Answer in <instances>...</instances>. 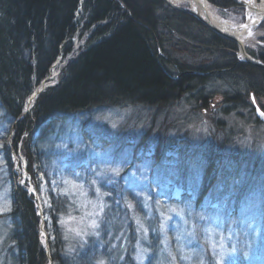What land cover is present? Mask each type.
Masks as SVG:
<instances>
[{"label":"rangeland","instance_id":"1","mask_svg":"<svg viewBox=\"0 0 264 264\" xmlns=\"http://www.w3.org/2000/svg\"><path fill=\"white\" fill-rule=\"evenodd\" d=\"M169 3L214 32L184 10L190 8L187 1ZM235 3L239 6L227 9L210 5L220 19L242 27L247 10ZM79 14L80 7L76 19ZM195 27L182 25L176 36H165L169 43L162 56L196 66L211 60L222 63L229 50H212L205 45V33L195 32ZM93 29L78 35L77 24L71 52L66 59L57 57L33 93L57 83L59 66L76 57ZM236 48L239 62L257 67ZM243 49L249 59L259 61L254 54L264 52V19L250 28ZM223 70L199 71L190 93L164 104L95 107L53 122L47 142L39 143L52 154L47 177L34 165L31 178L22 154V143L32 144L36 131L21 136V155L15 153L10 148L13 125L0 105V264H19L18 252L8 241L13 183L32 195L40 217L39 242L48 257L45 264H52L51 196L66 204L61 225L70 254L88 240L102 250L88 264H264V121L253 106L264 112V91L250 90L254 79L244 70L227 76ZM257 86L264 89V84ZM200 93L209 95L205 103L197 99ZM38 94L28 96L23 111ZM210 148L219 149L212 160L218 167L210 173L209 191L196 201Z\"/></svg>","mask_w":264,"mask_h":264},{"label":"trees","instance_id":"2","mask_svg":"<svg viewBox=\"0 0 264 264\" xmlns=\"http://www.w3.org/2000/svg\"><path fill=\"white\" fill-rule=\"evenodd\" d=\"M207 1L219 9L239 6L233 0ZM104 20L103 25L95 26ZM77 24L78 35L94 28L92 38L76 57L59 66L57 83L41 91L31 108L23 111L25 100L46 77L52 63L59 55L66 59L71 52L70 38ZM182 25H196L195 32L205 33V45L218 53H230L222 63L211 60L197 66L178 58H164L163 48L169 43L165 36H176ZM236 50L233 42L164 0H0V105L13 125L15 135L10 148L18 152L21 136L36 131L32 144L22 143V154L31 178L35 175L34 165L47 177L52 154L39 143L47 142L53 122L72 114L95 107L148 106L180 99L183 93L192 91V83L199 81V71L215 73L224 69L222 74L227 76L242 69L254 79L250 90L255 94L264 91L257 86L264 84V70L239 62ZM254 56L264 63V52H255ZM208 96L200 93L197 99L205 103ZM212 151L208 149L212 155L204 166L196 201L213 184L209 176L218 167V161L214 164L212 160L218 157L219 149ZM186 178L184 175L183 181ZM13 185L8 241L18 252L15 258L19 264H45L48 257L39 242L40 217L32 195L23 186ZM51 199L48 255L52 264H88L90 257L97 259L102 250L96 249L95 240H88L80 251L70 254L69 239H65L61 225L66 204L53 196Z\"/></svg>","mask_w":264,"mask_h":264},{"label":"bare ground","instance_id":"3","mask_svg":"<svg viewBox=\"0 0 264 264\" xmlns=\"http://www.w3.org/2000/svg\"><path fill=\"white\" fill-rule=\"evenodd\" d=\"M186 0H171V3H179ZM190 2L191 11L195 13L202 21L206 24L217 28L222 32H226L235 36L239 42L243 45L244 40L249 36L250 28L260 19L264 18V0H260L254 8L253 5L247 8L246 23L243 27H235L230 25L228 22L223 21L213 11L210 3L207 0H187ZM77 54L84 50V45L78 46Z\"/></svg>","mask_w":264,"mask_h":264},{"label":"water","instance_id":"4","mask_svg":"<svg viewBox=\"0 0 264 264\" xmlns=\"http://www.w3.org/2000/svg\"><path fill=\"white\" fill-rule=\"evenodd\" d=\"M168 3H169V0H166ZM187 1V0H186ZM233 1H235V2H237L238 4H240V5H243V6H245L246 7V10H247V8L249 7V6H251V5H253V7L254 8H257V6H256V4H255V1L254 0H247V1H245V0H233ZM260 1V0H259ZM188 2V4H189V7L191 6L190 5V2L189 1H187ZM170 5H171V3H169ZM174 7H175V5H173ZM176 8H178L177 6H176ZM185 11H190L192 14H194L199 20H201L195 13H193L192 11H191V7L189 8V9H184ZM264 18H262V19H260L259 21H261V20H263ZM202 21V20H201ZM259 21H257L255 24H257ZM203 23H205L204 21H202ZM245 23H246V21H245ZM245 23H244V25H245ZM206 24V23H205ZM209 28H211L215 33H217V34H219V35H221L222 37H224V38H227V39H229V40H231V41H233L237 46H238V49H239V52H240V55L242 56V57H244L245 59H246V61L247 62H249V63H251V64H254V65H256L257 67H259V68H262L263 70H264V63H262V62H260V61H252L251 59H249V57L247 56V54H246V52L244 51V49H243V45L239 42V40L235 37V36H232L231 34H228V33H226V32H222V31H220V30H218L217 28H215V27H213V26H211L210 24L208 25V24H206ZM243 25V26H244ZM242 26V27H243ZM41 90L40 89H38V90H36V91H34L35 93H33L32 94V96H31V98L33 97V95H35V94H38L39 92H40ZM30 98V99H31ZM29 99V100H30ZM253 106H254V110H255V114H256V117L258 118V119H260V120H262V121H264V114H262V113H264L257 105H255V103H253ZM25 162V161H24Z\"/></svg>","mask_w":264,"mask_h":264},{"label":"snow or ice","instance_id":"5","mask_svg":"<svg viewBox=\"0 0 264 264\" xmlns=\"http://www.w3.org/2000/svg\"><path fill=\"white\" fill-rule=\"evenodd\" d=\"M262 114H264V113H262ZM101 264H102V262H101Z\"/></svg>","mask_w":264,"mask_h":264}]
</instances>
